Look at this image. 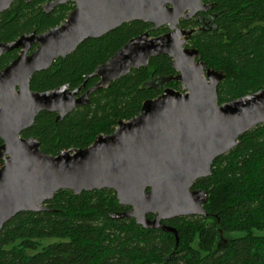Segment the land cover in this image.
<instances>
[{
    "label": "trees",
    "instance_id": "16d2710c",
    "mask_svg": "<svg viewBox=\"0 0 264 264\" xmlns=\"http://www.w3.org/2000/svg\"><path fill=\"white\" fill-rule=\"evenodd\" d=\"M47 1L16 0L0 14V39L45 32L74 8L69 2L46 13ZM210 1L213 9L181 25L196 28L189 45L198 48L207 67L226 73L218 86L223 104L264 89V0ZM147 31L156 36L167 29L153 30L151 23L139 20L124 23L35 73L31 88L45 91L65 83L74 88L84 82L83 90L92 87L99 78L88 76L131 38ZM177 75L171 58L153 56L147 66L91 93L87 105L64 119L40 112L22 136L37 138L42 151L51 155L88 147L99 134L113 133L120 120L137 116L147 99L168 87L180 89ZM193 188L208 193L207 214L163 220L176 228L178 237L161 227H143L134 218L112 217L129 209L113 189L79 195L61 189L46 201L47 210L20 212L4 225L0 264H264V125L244 133L234 148L214 161L212 174L198 179Z\"/></svg>",
    "mask_w": 264,
    "mask_h": 264
},
{
    "label": "water",
    "instance_id": "95a60500",
    "mask_svg": "<svg viewBox=\"0 0 264 264\" xmlns=\"http://www.w3.org/2000/svg\"><path fill=\"white\" fill-rule=\"evenodd\" d=\"M14 1L0 0V12ZM69 1L76 7L62 24L0 43V53L22 49L0 71V230L20 212L47 210L46 201L61 189L79 195L109 188L115 190L121 205L130 207L112 217L134 218L143 227H161L178 237L176 228L162 221L207 214L208 193L193 186L212 174L214 161L234 148L244 133L264 125V89L220 104L218 86L226 73L207 68L197 48L185 47L195 29L181 28L180 20L215 4L202 0H54L45 5V11ZM136 20L152 23L154 29L168 25L170 31L158 36L147 31L131 38L89 75L99 81L83 95H78L82 86L71 89L68 83L45 91L31 89L32 76L57 58L72 54L88 39L101 38ZM159 55L172 59L182 89L166 88L147 99L140 113L120 120L113 133H101L90 146L57 155L42 151L37 138L22 136L40 112L57 113V119H64L75 108L87 105L91 93L147 66L151 57Z\"/></svg>",
    "mask_w": 264,
    "mask_h": 264
},
{
    "label": "flooded vegetation",
    "instance_id": "af4514ba",
    "mask_svg": "<svg viewBox=\"0 0 264 264\" xmlns=\"http://www.w3.org/2000/svg\"><path fill=\"white\" fill-rule=\"evenodd\" d=\"M16 1V0H15ZM14 1V2H15ZM28 1V0H27ZM32 0H30V1H28V2H31ZM54 0H50V1H47L45 4H44V6H43V10L45 11V5L46 4H49V3H51V2H53ZM203 1V3H205V4H215L214 3V1H210V0H202ZM13 2V3H14ZM69 2H71L72 4H73V6H74V8L71 10V12L75 9V7H76V3L75 2H73V1H69ZM69 2H67V3H69ZM12 3V4H13ZM11 4V5H12ZM66 4V3H65ZM60 5H62V4H60ZM60 5H58V6H60ZM58 6H56L52 11H54ZM215 7V6H214ZM213 7V8H214ZM213 8H209V9H207V10H200L199 12H197L193 17H195V16H197V15H199V14H201L202 12H208L209 10H211V9H213ZM4 11H6V10H4ZM4 11H2V12H4ZM51 11V12H52ZM2 12H0V14L2 13ZM46 12V11H45ZM70 12V13H71ZM46 13H50V12H46ZM69 13V14H70ZM68 14V15H69ZM202 16V15H201ZM68 17V16H67ZM193 17H191L190 19H192ZM202 18L204 19V20H206L207 19V16H202ZM67 19V18H66ZM65 19V20H66ZM190 19H186V18H182L181 20H180V23H179V26L181 27V28H183V29H195L194 30V32L196 31V28L195 27H185V26H182L181 25V22H182V20H190ZM64 20V21H65ZM63 21V22H64ZM62 22V23H63ZM61 23V24H62ZM152 24V23H151ZM60 25V24H59ZM154 27V25L152 24V29L153 30H158L159 28H162V27H164V28H166L167 29V31H165V32H163V33H161V34H164V33H167V32H169L170 31V28H169V26L168 25H164V26H161V27H159L158 29H154L153 28ZM50 30V29H49ZM48 31V30H47ZM33 32H36V31H33ZM33 32H30V33H25V34H32ZM149 32V31H148ZM194 32H193V34H194ZM37 33V32H36ZM43 33V32H42ZM150 33V32H149ZM39 34V33H38ZM161 34H159V35H161ZM192 34V35H193ZM23 35V34H22ZM150 35H151V33H150ZM192 35L190 36V39H191V37H192ZM151 36H153V35H151ZM156 36H158V35H156ZM20 37V36H19ZM18 37V38H19ZM18 38H16V39H18ZM15 39V40H16ZM190 39L188 40V42L186 43V45H185V47H194V46H191V45H189V42H190ZM10 41H14V40H3V39H0V43H4V42H10ZM36 47H37V44H35V45H33L31 48H30V50L28 51V53L30 54V53H32L35 49H36ZM196 48V47H195ZM198 49V48H197ZM21 51H22V49H20V48H15V49H13V50H10V51H5V52H2V53H0V71L1 70H3L5 67H7L14 59H16L18 56H19V54L21 53ZM12 54H15V56L13 57V56H11ZM11 56V57H10ZM59 58H61V57H59ZM58 59V58H57ZM56 59V60H57ZM55 60V61H56ZM54 63V62H53ZM207 68H210V67H207ZM47 70V69H46ZM43 71V70H42ZM40 72V71H39ZM37 73V72H36ZM35 75V74H34ZM33 75V76H34ZM32 76V77H33ZM89 77V76H88ZM31 80H32V78H31ZM99 81V80H98ZM181 83V82H180ZM66 84V83H65ZM69 84V83H68ZM71 85V84H70ZM85 85H86V82H84L82 85H80V86H82V88H81V90L79 91V94L78 95H83L84 93H86L87 91H88V89L89 88H91V87H89V88H87V89H85V90H83L84 88H85ZM80 86H77V87H80ZM77 87H72L71 86V89H75V88H77ZM93 87V86H92ZM168 88H172V87H168ZM32 89V88H31ZM176 89V88H175ZM180 89H182V84H181V88ZM33 90V89H32ZM164 92V91H163ZM126 206V205H125ZM127 207H129V206H127ZM130 208V207H129ZM153 215V214H152ZM150 218V217H149ZM153 218H155V215H153ZM153 218H151V219H153Z\"/></svg>",
    "mask_w": 264,
    "mask_h": 264
},
{
    "label": "rangeland",
    "instance_id": "374dc122",
    "mask_svg": "<svg viewBox=\"0 0 264 264\" xmlns=\"http://www.w3.org/2000/svg\"><path fill=\"white\" fill-rule=\"evenodd\" d=\"M54 240H57V239L56 238H54V239H46V240H44V243L47 244V243H49L51 241H54Z\"/></svg>",
    "mask_w": 264,
    "mask_h": 264
}]
</instances>
